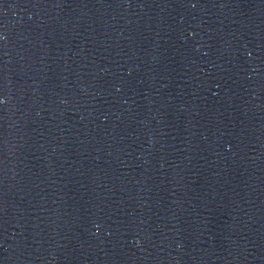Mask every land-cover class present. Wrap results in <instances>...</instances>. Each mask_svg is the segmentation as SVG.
I'll return each mask as SVG.
<instances>
[{"label":"water","instance_id":"1","mask_svg":"<svg viewBox=\"0 0 264 264\" xmlns=\"http://www.w3.org/2000/svg\"><path fill=\"white\" fill-rule=\"evenodd\" d=\"M0 264H264V0H0Z\"/></svg>","mask_w":264,"mask_h":264}]
</instances>
